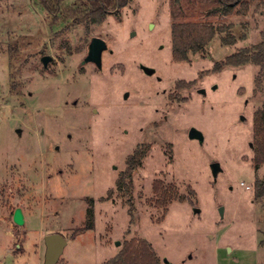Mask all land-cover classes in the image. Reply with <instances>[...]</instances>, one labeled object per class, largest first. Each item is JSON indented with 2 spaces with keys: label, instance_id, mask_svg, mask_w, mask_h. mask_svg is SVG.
<instances>
[{
  "label": "rangeland",
  "instance_id": "1",
  "mask_svg": "<svg viewBox=\"0 0 264 264\" xmlns=\"http://www.w3.org/2000/svg\"><path fill=\"white\" fill-rule=\"evenodd\" d=\"M180 20L232 24L244 39L216 37L203 56L174 63L168 0H130L99 25L75 26H50L36 0H0V264H43L53 233L66 241L56 264H104L131 240L169 264H264V199L254 197L264 165L252 162L264 76L257 86L251 64L212 73L260 41L264 7ZM94 37L106 43L100 69L81 64ZM141 145L132 188L120 192ZM155 180L184 202L156 207ZM89 200L94 228L84 231Z\"/></svg>",
  "mask_w": 264,
  "mask_h": 264
},
{
  "label": "trees",
  "instance_id": "2",
  "mask_svg": "<svg viewBox=\"0 0 264 264\" xmlns=\"http://www.w3.org/2000/svg\"><path fill=\"white\" fill-rule=\"evenodd\" d=\"M50 18V26L79 25L91 23L101 24L107 16L126 7L130 0H36ZM171 19L170 38L171 56L174 63H189L193 55L206 52L211 41L218 37L221 46H234L243 36L236 37L232 24L214 25L197 21H181L194 17L229 16L234 13L245 15L252 5L264 7V0H168ZM254 65L259 68L255 79L260 86L264 76V32L260 41L250 47H243L236 52L217 61L212 73H219L225 67H244ZM254 155L252 162L255 168L264 165V105L257 109L253 116ZM148 151L147 146L137 147L125 161L126 168L116 179L115 188L120 192H128L132 188V174L141 167L142 160ZM155 206L167 212L172 202H184L185 196L180 194L172 184H164L161 180L153 182ZM255 199H264V177L254 182ZM84 231L94 228L93 200L88 201ZM138 243V244H137ZM104 264H169L160 261L151 245L145 240H131L124 243L121 251Z\"/></svg>",
  "mask_w": 264,
  "mask_h": 264
},
{
  "label": "water",
  "instance_id": "3",
  "mask_svg": "<svg viewBox=\"0 0 264 264\" xmlns=\"http://www.w3.org/2000/svg\"><path fill=\"white\" fill-rule=\"evenodd\" d=\"M104 50H106V43L98 37L92 38L87 46V53L81 64L85 65L92 63L98 69H100L101 54ZM40 61L43 65V68L46 69L48 63L51 61V58L49 56H43ZM144 72L148 75L153 74V71L149 69H144ZM189 137L192 139H202L200 133L195 129L189 131ZM211 170L213 175H216L218 171V165L212 164ZM12 221L17 226H22L24 224V214L20 208H16L14 210L12 215ZM43 241L45 245L43 264H56L66 245L65 239L61 235L53 233L44 236ZM116 245H118V242L116 243ZM164 263H166V261H164Z\"/></svg>",
  "mask_w": 264,
  "mask_h": 264
},
{
  "label": "built area",
  "instance_id": "4",
  "mask_svg": "<svg viewBox=\"0 0 264 264\" xmlns=\"http://www.w3.org/2000/svg\"><path fill=\"white\" fill-rule=\"evenodd\" d=\"M247 189L249 188V187H246Z\"/></svg>",
  "mask_w": 264,
  "mask_h": 264
}]
</instances>
